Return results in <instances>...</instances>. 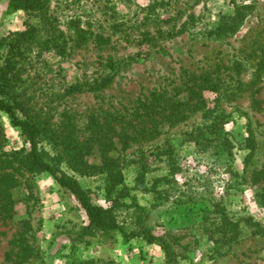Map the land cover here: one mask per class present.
<instances>
[{
	"label": "rangeland",
	"instance_id": "374dc122",
	"mask_svg": "<svg viewBox=\"0 0 264 264\" xmlns=\"http://www.w3.org/2000/svg\"><path fill=\"white\" fill-rule=\"evenodd\" d=\"M11 1L0 0V37L32 25L43 39H52V48L41 50L35 44L18 63L27 114L32 118L59 125L65 112L74 113L82 133L91 113L101 118L108 112L133 113L154 90L178 93L183 99L188 86L213 76V82L217 78L220 85L217 91H203L206 108L229 116L225 129L235 142L240 144L246 137L247 126L255 133L254 154L245 166L247 152L238 145L235 168L251 176L264 167V0H41L46 6L41 11H11ZM234 4L250 6L248 17L237 33L218 35L215 29ZM84 83L94 89L67 93L71 85ZM187 114L184 121L163 126L154 140L132 142L124 151L113 153L119 155L127 185L133 187L143 170L149 180L166 175V159L173 156L182 166L180 187L186 191L191 186L204 205L213 195L223 197L229 213L243 228L240 242L228 254L210 259L212 242L207 240L205 222L200 223V206L192 202L178 205L179 191L172 188L169 199L152 209L147 222L156 234L191 226L183 231L190 232L185 241L192 250L180 264H264V236L253 234L243 220L252 216L264 222L262 188L234 178L223 160L198 153L190 137L206 124V118L202 110ZM23 147L30 145L20 129L0 114V153ZM68 171L93 190L95 203L108 205L100 168H90L89 174ZM17 178L15 219L0 218V264H14L17 247L13 238L23 220L30 221L28 238L43 251L45 264H72L74 260L165 264L158 245L139 238L125 243L120 233L115 238L86 237L89 243H79L72 254L67 232L87 224L75 197L48 173L24 171ZM188 181V186L183 184ZM132 194L141 205L151 206V194L136 189ZM131 210L121 211L120 218L127 225Z\"/></svg>",
	"mask_w": 264,
	"mask_h": 264
},
{
	"label": "trees",
	"instance_id": "16d2710c",
	"mask_svg": "<svg viewBox=\"0 0 264 264\" xmlns=\"http://www.w3.org/2000/svg\"><path fill=\"white\" fill-rule=\"evenodd\" d=\"M236 2L235 0H231ZM41 0H12L11 11L24 9L29 11L44 10ZM250 6L234 4L233 10L222 17L215 29L218 35L235 34L250 13ZM51 38L43 39L37 28L29 25L25 30L12 31L0 37V114L8 117L14 127H18L29 148L23 147L11 153H0V218L14 220L16 198L13 190L19 185L17 174L28 172L31 175L50 174L56 183L69 191L76 199L87 217V224L79 229L69 230L71 240L70 251H76L79 243H89L86 237H113L120 233L125 243L133 238L144 240L147 244L158 245L164 253L165 264H180V259L187 257L191 244L185 241L190 232L189 226H175L156 234L154 226L147 222L152 209L166 202L172 192L179 191L176 198L178 205L192 202L198 208L200 223L205 222L207 240L212 242L209 258L215 259L228 254L233 245L240 242L243 228L239 219L233 218L226 207L223 197L207 198L208 203L200 202L192 191L190 182H184L186 191L180 187L178 174L182 171L180 162L173 156L166 159L168 173L164 176L147 179L146 171L136 177V183L129 187L119 155L114 152L124 151L132 142L154 140L162 133L163 126H174L187 117V112L202 110L206 124L199 127L190 137L198 153L211 154L216 160H223L228 171L234 178L240 177L242 182L260 186L264 193V167L246 176L245 171L235 168L236 147H243L247 152L243 163L247 166L249 159L256 150L255 133L250 126L246 128V137L239 144L235 142L225 129L230 119L228 115L216 113L214 108H206L203 91H217L220 82L213 76L206 77L186 88V98H178V93L170 95L164 91H152L150 98L141 102L133 113L122 114L120 111L108 112L102 118L100 114L89 115V122L80 133L75 121V114L65 112L62 123L57 125L50 120H37L27 114L22 89V77L18 63L22 56L32 51L38 44L41 50H49L53 46ZM61 49V48H60ZM263 57V56H262ZM264 59V58H263ZM261 62L260 65L261 66ZM262 70V69H259ZM264 72V70H263ZM261 73V71L259 72ZM109 78L104 79L105 86ZM190 83V81L188 82ZM89 84H76L68 88L67 93L93 90ZM99 158V163H92ZM92 159V160H91ZM90 168H100L103 172V192L108 205L94 202L92 191L85 188L79 179L68 170H76L89 174ZM136 189L151 194V209L141 205L132 194ZM188 191V193H187ZM212 194V193H211ZM260 192H258V195ZM264 196V194H262ZM261 203H264L260 200ZM131 210L132 220L127 225L120 218L122 210ZM253 234L264 236V222L252 216L243 217ZM21 227L16 231L13 243L17 247L14 264H45L43 251L30 243L28 232L32 231L30 221H20ZM182 231V232H179ZM196 243V241L194 242ZM72 264H94L92 261Z\"/></svg>",
	"mask_w": 264,
	"mask_h": 264
}]
</instances>
